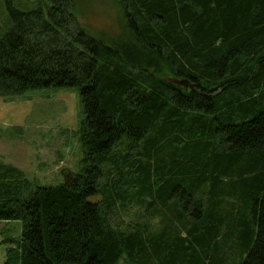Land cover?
<instances>
[{"label": "trees", "instance_id": "1", "mask_svg": "<svg viewBox=\"0 0 264 264\" xmlns=\"http://www.w3.org/2000/svg\"><path fill=\"white\" fill-rule=\"evenodd\" d=\"M82 1L8 7L0 97L77 87L84 156L57 185L0 160L5 264H264V0H112L115 36Z\"/></svg>", "mask_w": 264, "mask_h": 264}, {"label": "rangeland", "instance_id": "2", "mask_svg": "<svg viewBox=\"0 0 264 264\" xmlns=\"http://www.w3.org/2000/svg\"><path fill=\"white\" fill-rule=\"evenodd\" d=\"M36 0H0V35L9 30V4L17 9L35 6ZM112 0H83V21L93 31L115 36L118 10ZM112 4V5H111ZM84 111L77 87L28 90L0 97V160L21 168L29 180L57 185L82 167L84 148L79 131ZM123 223L141 219L137 213L121 214ZM22 234L19 220H0V264ZM117 264H128L121 258Z\"/></svg>", "mask_w": 264, "mask_h": 264}, {"label": "water", "instance_id": "3", "mask_svg": "<svg viewBox=\"0 0 264 264\" xmlns=\"http://www.w3.org/2000/svg\"><path fill=\"white\" fill-rule=\"evenodd\" d=\"M169 80L179 84V85H182V86H186V87H190V88H193L194 87V83H191L189 80L187 79H175V78H170Z\"/></svg>", "mask_w": 264, "mask_h": 264}]
</instances>
